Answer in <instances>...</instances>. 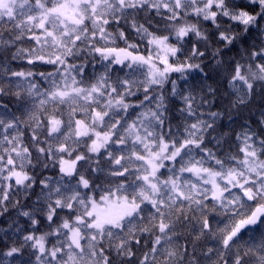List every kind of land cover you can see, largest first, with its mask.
I'll use <instances>...</instances> for the list:
<instances>
[{
  "label": "snow or ice",
  "instance_id": "obj_1",
  "mask_svg": "<svg viewBox=\"0 0 264 264\" xmlns=\"http://www.w3.org/2000/svg\"><path fill=\"white\" fill-rule=\"evenodd\" d=\"M0 264H264V0H0Z\"/></svg>",
  "mask_w": 264,
  "mask_h": 264
},
{
  "label": "trees",
  "instance_id": "obj_2",
  "mask_svg": "<svg viewBox=\"0 0 264 264\" xmlns=\"http://www.w3.org/2000/svg\"><path fill=\"white\" fill-rule=\"evenodd\" d=\"M239 122V121H238Z\"/></svg>",
  "mask_w": 264,
  "mask_h": 264
}]
</instances>
